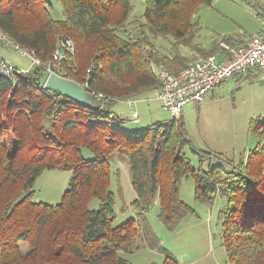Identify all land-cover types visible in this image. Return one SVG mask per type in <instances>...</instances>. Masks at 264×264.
Masks as SVG:
<instances>
[{
	"label": "trees",
	"instance_id": "obj_1",
	"mask_svg": "<svg viewBox=\"0 0 264 264\" xmlns=\"http://www.w3.org/2000/svg\"><path fill=\"white\" fill-rule=\"evenodd\" d=\"M56 1L62 20L52 18L47 0H0V32L40 61L32 73L0 72V264H131L118 252L141 248L162 250L161 264H179L161 248L146 215L157 199L158 221L172 232L194 214L178 195L188 177L196 202L226 200L218 220L227 264H264V117L248 121V136L256 142L235 162L195 149L180 118L124 133L110 110L158 90L154 65L177 76L194 61L178 47L190 46L198 30L195 15L214 0H143V21L129 19L130 0ZM156 38L172 39L168 54L156 50ZM65 39L73 54L62 47ZM222 44L243 43L224 38L195 52L199 58L217 55ZM48 69L101 97V104L87 108L44 90ZM185 149L200 163L225 160L227 169H195ZM84 151L92 158L85 160ZM113 155L128 162L132 207L138 209L136 219L119 226L112 223L115 198L109 191ZM50 170L72 174L60 203L31 201L36 179ZM94 199L98 208L89 209Z\"/></svg>",
	"mask_w": 264,
	"mask_h": 264
},
{
	"label": "rangeland",
	"instance_id": "obj_2",
	"mask_svg": "<svg viewBox=\"0 0 264 264\" xmlns=\"http://www.w3.org/2000/svg\"><path fill=\"white\" fill-rule=\"evenodd\" d=\"M47 10L55 20H62V7L59 1L47 0ZM132 12L130 18L140 21L145 6L143 0H130ZM194 20L197 31L190 41V46H179L182 56L190 58L195 49L209 51L224 38L240 40L254 35L264 23V0H214L211 6L200 9ZM156 50L168 54L172 49V39L156 38L153 40ZM241 41V40H240ZM227 44H225L226 46ZM216 54H218L216 52ZM18 55V54H17ZM16 53L7 51L0 44V58L11 60ZM19 57V56H18ZM27 59V58H21ZM35 66H31V73ZM153 92L145 94V98L134 100L128 107L126 101H119L110 108L124 133H133L145 129L157 121L170 120L172 116L165 111L162 104L155 99ZM135 111L137 119L131 117ZM264 117V72L255 70L237 74L231 79L209 91L199 103L186 105L176 117L182 119L186 132L195 149L221 154L224 158L246 157V152L255 145L254 139L248 136V121L251 118ZM184 153L191 160L195 169L207 170L208 167L222 166L227 169V161L212 159L200 163L198 159L185 149ZM85 160L92 158L88 151L83 152ZM109 191L114 194L113 226L136 219L138 209L132 207L136 193L130 182L129 165L126 159L113 155L110 158ZM71 172L50 170L44 171L36 179L31 201L50 205L60 203L68 188ZM180 199L189 205L194 214L181 219L174 231H168L158 221L159 205L155 199L146 215L153 234L159 239L162 249L166 250L179 264H227L225 249L222 246L218 214L225 208L226 200L217 196L211 205L196 202L194 199V183L191 177L180 181ZM118 185L120 190L118 189ZM99 202L94 199L89 209H97ZM139 239H137V243ZM22 251L26 245L20 244ZM118 255L131 264H161L164 253L160 249L141 248L132 253L119 251Z\"/></svg>",
	"mask_w": 264,
	"mask_h": 264
},
{
	"label": "built area",
	"instance_id": "obj_3",
	"mask_svg": "<svg viewBox=\"0 0 264 264\" xmlns=\"http://www.w3.org/2000/svg\"><path fill=\"white\" fill-rule=\"evenodd\" d=\"M0 44L6 50L29 59L31 65H40V61L31 50L24 49L14 43L2 32H0ZM62 47L66 49L67 53H74L73 44L69 39L63 41ZM219 56L211 55L190 62L177 76L163 65H154L151 68L159 85L157 100L172 118H176L186 105L201 102L209 91L229 81L231 77L255 70L264 72V23L260 25L254 35L246 39L245 43L224 46ZM60 58V53L56 51L54 60ZM48 71L52 73L50 69ZM0 72L2 75L11 76L13 73L22 71L17 70L13 64L0 61ZM133 103L132 99L126 100V104L130 107ZM131 117L134 120L138 118V115L136 112H132Z\"/></svg>",
	"mask_w": 264,
	"mask_h": 264
},
{
	"label": "water",
	"instance_id": "obj_4",
	"mask_svg": "<svg viewBox=\"0 0 264 264\" xmlns=\"http://www.w3.org/2000/svg\"><path fill=\"white\" fill-rule=\"evenodd\" d=\"M43 89L51 92H57L64 98H69L77 104L84 107L99 106L102 102V98L92 94L91 92L81 85H76V82L64 77H61L55 73H50L45 81Z\"/></svg>",
	"mask_w": 264,
	"mask_h": 264
},
{
	"label": "crops",
	"instance_id": "obj_5",
	"mask_svg": "<svg viewBox=\"0 0 264 264\" xmlns=\"http://www.w3.org/2000/svg\"><path fill=\"white\" fill-rule=\"evenodd\" d=\"M249 38V37H248ZM248 38H243V39H240L241 41H242V43H245V41H246V39H248ZM224 44H222L221 46H220V48H222V50H223V47L225 46H223ZM7 51H10V50H7ZM11 52V51H10ZM13 52V51H12ZM222 52V51H221ZM221 52H217L218 54H217V56L218 57H220L219 55H220V53ZM15 54V53H14ZM17 55V54H16ZM19 55H17V57H11V60H7V59H4V58H2L1 57V59L4 61V62H7V63H9V64H13V66L16 68V69H19V70H21V71H24V72H27V73H29L30 71H31V63H30V61H28L29 59H21V58H23V57H18ZM189 59H192V60H197V59H199V55H197L196 54V52H194V53H192L191 54V57L189 58ZM151 92H153V94H155V99L157 100V93H158V90H154V91H151ZM150 93V92H149ZM145 94H147V93H145ZM143 98H145V95L142 97V98H140V99H138V100H141V99H143ZM158 101V100H157ZM133 105H134V103H133ZM132 105V106H133ZM131 106V107H132ZM128 107H130V106H128ZM133 112H135V111H133Z\"/></svg>",
	"mask_w": 264,
	"mask_h": 264
}]
</instances>
